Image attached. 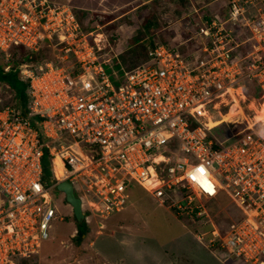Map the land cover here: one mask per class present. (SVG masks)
<instances>
[{
	"label": "built area",
	"instance_id": "1",
	"mask_svg": "<svg viewBox=\"0 0 264 264\" xmlns=\"http://www.w3.org/2000/svg\"><path fill=\"white\" fill-rule=\"evenodd\" d=\"M226 8L198 26L196 50L155 43L118 76L107 72L103 17L84 31L67 3L0 0V53L52 55L18 67L25 108L0 98V264H32L50 238L61 181L86 222L123 210L134 183L177 217L210 224L197 239L223 261L264 264V0ZM220 126L223 138L213 133Z\"/></svg>",
	"mask_w": 264,
	"mask_h": 264
},
{
	"label": "rangeland",
	"instance_id": "2",
	"mask_svg": "<svg viewBox=\"0 0 264 264\" xmlns=\"http://www.w3.org/2000/svg\"><path fill=\"white\" fill-rule=\"evenodd\" d=\"M51 1L67 3L76 14L83 12L95 20L97 16L114 19L131 11L115 24V29H103L108 39L104 57L110 61L108 67L113 66V70L107 72L111 75L115 71L121 76L124 66H119L120 56L139 45H143L146 52L152 47L151 43L177 48L182 54L196 50L198 38L195 33L198 26L205 17H224L229 0ZM146 14H152L155 21L148 31L141 27ZM86 20L85 17V24ZM91 22L94 27L96 23ZM119 24L122 25L119 27ZM39 55L41 59L27 64L35 66L44 62L46 55L52 58L47 49H43V53L40 51ZM16 60L11 54L5 56L0 53V65L5 66L7 71L13 63L16 64ZM0 98L5 103L12 102L11 94L4 86L0 87ZM213 133L223 138L228 134V129L220 126ZM127 194L126 205L120 212L112 213L105 219L91 216L89 222L85 221L89 231L80 244H76L73 239L77 227L72 208L63 195L56 194L54 205L58 212L51 223L50 238L42 242L40 253L35 256L32 264H245L241 259L233 257L223 261L218 252L205 246L206 241L197 240L195 235L207 233L210 224L177 217L134 183ZM226 198L224 196L222 200ZM224 203L222 201L216 205L214 222L217 218L222 219L223 216L217 210L222 209ZM227 204L226 208L232 210L230 200H227ZM99 223L103 226L100 227Z\"/></svg>",
	"mask_w": 264,
	"mask_h": 264
},
{
	"label": "trees",
	"instance_id": "3",
	"mask_svg": "<svg viewBox=\"0 0 264 264\" xmlns=\"http://www.w3.org/2000/svg\"><path fill=\"white\" fill-rule=\"evenodd\" d=\"M76 15L84 31H89L93 29V26H91L92 23L91 21L97 23V18L96 20L94 18L89 19L90 16H88L83 12H79ZM85 17L87 19L86 20L87 24H85ZM208 19L210 18L209 17L204 18V20H208ZM111 20H112L111 17L103 16V19L101 21H98V24L100 26H103V29L112 30L115 29L114 24L105 25ZM153 22L155 21H154V17H152V14H146V16H144V19L141 23L142 29L144 31H148L149 29H151ZM138 38L139 37L135 38V40H137ZM154 44L155 43H151L150 45L153 47ZM39 53L40 51L37 53H30L21 47H17L10 51L11 56L17 59L16 64L13 63L8 71L6 70L5 66L0 65V87L4 86V88L11 94V100H12L11 104H13L12 106L14 107H20L23 109L25 108L28 102L27 101L28 97L26 94L28 83L21 79L20 73L17 69L20 65L24 63L32 64V61H38L39 59H41ZM41 53H43V51H41ZM46 56L47 58L45 60L49 59V55ZM146 57H147V52L145 47L143 45H139L138 47L128 50L126 54L120 56L119 66L125 67V68L122 67L124 69L123 71L125 70L130 71L131 69L135 68L137 65L143 63L146 60ZM16 65H17V69L15 68ZM106 68L108 71L109 69L113 70V67L112 68L106 67ZM11 104L3 102V106H8ZM42 166L44 173L43 179L44 180L51 179L53 177L52 165H51L50 157L47 153L43 157ZM76 227H77V231L76 234L73 236V239L75 240L76 244H80L83 241V237L88 233L89 228L86 222L83 223L76 222ZM33 260L35 261V257L32 258V261Z\"/></svg>",
	"mask_w": 264,
	"mask_h": 264
},
{
	"label": "water",
	"instance_id": "4",
	"mask_svg": "<svg viewBox=\"0 0 264 264\" xmlns=\"http://www.w3.org/2000/svg\"><path fill=\"white\" fill-rule=\"evenodd\" d=\"M54 190L56 194L64 196L66 203L72 208L76 222H85L84 213L81 209V200L75 195L72 184L67 181H61L56 184Z\"/></svg>",
	"mask_w": 264,
	"mask_h": 264
},
{
	"label": "bare ground",
	"instance_id": "5",
	"mask_svg": "<svg viewBox=\"0 0 264 264\" xmlns=\"http://www.w3.org/2000/svg\"><path fill=\"white\" fill-rule=\"evenodd\" d=\"M238 91H240V88L238 89ZM235 112H231L230 111V113H228V115H226L225 116V121L226 120H228L233 114H234ZM223 120H224V116H223ZM210 126H214V125H216V123H214L213 121L209 124ZM55 173H56V175H60V173H61V168H60V166H59V164H58V162H55Z\"/></svg>",
	"mask_w": 264,
	"mask_h": 264
},
{
	"label": "crops",
	"instance_id": "6",
	"mask_svg": "<svg viewBox=\"0 0 264 264\" xmlns=\"http://www.w3.org/2000/svg\"><path fill=\"white\" fill-rule=\"evenodd\" d=\"M131 12V11H130ZM130 12H126V13H124L123 15H120L119 17H117V18H114V19H112L110 22H108L107 24H105V25H109V24H114V26H115V24L117 23V22H119V20L122 18V17H124V16H127ZM104 25V26H105ZM122 24H119V27L121 26ZM174 27V26H173ZM185 28V27H184ZM174 29H177L176 27H174ZM186 29V28H185ZM226 116V115H225ZM225 116H224V120H225ZM55 195H56V193H55ZM102 226H103V224L102 223H100ZM195 235V234H194ZM195 237L197 238V235H195ZM198 240V239H197ZM199 241V240H198ZM200 242V241H199Z\"/></svg>",
	"mask_w": 264,
	"mask_h": 264
}]
</instances>
